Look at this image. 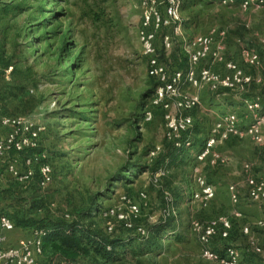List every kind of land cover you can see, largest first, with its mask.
<instances>
[{
    "label": "rangeland",
    "instance_id": "1",
    "mask_svg": "<svg viewBox=\"0 0 264 264\" xmlns=\"http://www.w3.org/2000/svg\"><path fill=\"white\" fill-rule=\"evenodd\" d=\"M6 3L23 9L0 12V104L8 115L29 117L44 126L39 152L47 156L53 179L41 189L35 175L24 189L6 178L0 183V210L33 221L79 219L127 244L112 262L90 255L74 264H219L202 257L190 227L194 219L218 218L229 219L231 230L226 239L216 236L211 248L221 253L233 246L243 262L264 264V229L257 225L264 220V210L248 198L247 185V176L264 177V154L250 136L230 137L213 148L227 159L224 163L195 159L213 123L224 114L234 113L241 129L249 125L253 116L244 100L258 98L264 113V7L180 0L183 34L224 31L225 56L250 72L254 81L244 90L199 89L200 105L191 112L193 148L177 153L172 163L165 113L152 109L158 85L148 75L138 39L144 14L139 0H0V7ZM169 31L157 32L158 53L169 69H182L186 58L178 41L169 52L162 48V35ZM241 47L258 54L260 66L248 68ZM211 67L222 70L221 65ZM149 109L153 115L146 121ZM38 163L36 155L35 172ZM196 176L215 188L214 199L206 205L190 201ZM232 185L239 191L237 204L230 199ZM127 200L140 208L131 227L104 216L111 209L127 213ZM95 208L101 211L93 215ZM235 211L242 216L236 217ZM164 220L171 221L184 240L167 235L162 249L141 248L137 228L149 230ZM244 226L250 235L244 234ZM251 238L262 252L251 251ZM50 254L47 250L42 264H61L58 255Z\"/></svg>",
    "mask_w": 264,
    "mask_h": 264
},
{
    "label": "built area",
    "instance_id": "2",
    "mask_svg": "<svg viewBox=\"0 0 264 264\" xmlns=\"http://www.w3.org/2000/svg\"><path fill=\"white\" fill-rule=\"evenodd\" d=\"M144 8L142 26L138 32L142 54L147 60L148 75L156 80L158 87L153 96L152 109L161 108L166 122V138L175 148L189 150L193 148L194 139L191 135L193 127L192 110L200 105L197 93L203 86L211 90L247 89L254 81V76L247 72L237 62L225 56L226 33L222 30H211L207 34L185 36L182 32V16L180 0H139ZM223 4H237L246 9L248 7H264V0H219ZM162 28H170L161 38V45L165 52H169L175 41L186 58L184 68L169 69L160 58L157 50V32ZM240 57L248 68L260 66L258 54L248 48H240ZM209 64V65H208ZM221 65L222 70L211 66ZM263 85L264 94V82ZM196 91V92H195ZM248 110L252 113V120L245 129H241L234 113H226L213 123L201 148L196 152L195 159L203 161L210 157L212 165L227 161L224 157L213 152L214 146L230 137L242 138L250 136L264 154V113L260 111L259 99L244 100ZM171 107L175 111L170 110ZM147 110L145 120L152 119L153 110ZM44 126L25 116H11L5 113L0 104V183L8 178L10 184H16L24 189L28 188L36 175L37 186L47 187L53 179V169L47 156L39 152L41 136ZM38 152V153H36ZM38 155L36 172L32 169L34 156ZM245 171L250 167L244 165ZM196 188L190 195L193 203L206 205L215 197V188L202 176L195 177ZM248 198L264 210V177L247 176ZM232 203L239 202V191L235 186L229 187ZM146 197L144 193L141 194ZM127 213L111 209L104 216L114 217L125 227H131V219L140 215L137 204L127 200ZM236 217L242 216L235 211ZM257 225L264 229V220ZM14 222L4 212L0 211V264H42L40 258L44 255L43 239L47 231L43 228L32 229L31 235L19 238L14 245L5 247L7 233L14 230ZM191 231L201 245L202 257L219 264H249L241 260L240 252L233 246L224 247L221 253L211 248L216 236L222 239L229 237L231 222L227 218L211 219L201 222L191 220ZM112 230V227H108ZM244 234L251 233L249 227L244 226ZM148 230L137 228V234L146 238ZM251 251L262 252L263 248L250 239ZM61 264H74L61 260Z\"/></svg>",
    "mask_w": 264,
    "mask_h": 264
},
{
    "label": "trees",
    "instance_id": "3",
    "mask_svg": "<svg viewBox=\"0 0 264 264\" xmlns=\"http://www.w3.org/2000/svg\"><path fill=\"white\" fill-rule=\"evenodd\" d=\"M22 9L23 7L19 4L12 8L11 4L6 3L0 7V12H3V14H9L11 11H20ZM151 81H153V78H151ZM170 145L174 151V156L170 158V162L175 163L179 156L177 153L186 151V149L175 148L172 142ZM99 211L101 210L95 208V213L93 215H96ZM2 212L6 213L12 219L15 226L31 229H45L47 235L43 239L44 254L47 250H50L51 256L58 255L60 259L64 261L76 263L81 257L93 255L102 261L109 263L118 259L124 247L127 245L121 239L97 233L92 229L91 224H86L79 219L71 218L66 220L65 218H62L43 222L41 220H26L22 217L17 218L16 213L10 215L5 211ZM87 215L91 216L90 213ZM148 232L146 238L140 237L136 234V239L140 241L141 248L151 251L162 249V239L167 235L177 242L184 240L182 234L175 229L172 222L169 220L153 224Z\"/></svg>",
    "mask_w": 264,
    "mask_h": 264
},
{
    "label": "crops",
    "instance_id": "4",
    "mask_svg": "<svg viewBox=\"0 0 264 264\" xmlns=\"http://www.w3.org/2000/svg\"><path fill=\"white\" fill-rule=\"evenodd\" d=\"M31 232H32L31 228L15 226L14 230H12L6 234L7 239L4 243V246L9 247L11 245H14L19 238L30 236ZM43 258H44V255L40 258V262ZM249 264H252V261Z\"/></svg>",
    "mask_w": 264,
    "mask_h": 264
}]
</instances>
